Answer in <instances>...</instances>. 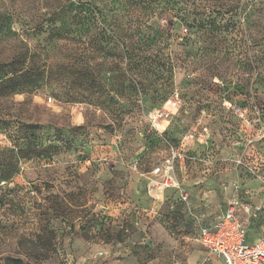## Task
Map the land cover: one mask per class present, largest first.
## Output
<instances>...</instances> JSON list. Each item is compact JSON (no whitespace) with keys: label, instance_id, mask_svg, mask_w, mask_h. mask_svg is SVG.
Listing matches in <instances>:
<instances>
[{"label":"rangeland","instance_id":"rangeland-1","mask_svg":"<svg viewBox=\"0 0 264 264\" xmlns=\"http://www.w3.org/2000/svg\"><path fill=\"white\" fill-rule=\"evenodd\" d=\"M73 1L0 0V66L36 81L0 84V260L213 264L198 228L235 199L264 242V0H197L195 35L178 0H84L107 35L55 21ZM173 152L181 189L162 191Z\"/></svg>","mask_w":264,"mask_h":264},{"label":"built area","instance_id":"built-area-1","mask_svg":"<svg viewBox=\"0 0 264 264\" xmlns=\"http://www.w3.org/2000/svg\"><path fill=\"white\" fill-rule=\"evenodd\" d=\"M176 157H180V155L173 152L171 157L151 170L153 177L156 180L158 178L156 184L162 191L181 189L175 177L174 161ZM179 198L181 201L187 202V194L181 192ZM238 210L251 219V217L257 216L259 208L250 207L236 199L231 200L214 225L198 228V242L206 250L209 260L210 257H213L223 260L225 264H264V242H247V232L237 215Z\"/></svg>","mask_w":264,"mask_h":264},{"label":"trees","instance_id":"trees-1","mask_svg":"<svg viewBox=\"0 0 264 264\" xmlns=\"http://www.w3.org/2000/svg\"><path fill=\"white\" fill-rule=\"evenodd\" d=\"M125 2H133L135 3L138 0H124ZM196 1L197 0H178L180 2V11H169L168 13L170 14L169 16L171 18H174L176 20H179L181 22V26L185 28L187 31V35H195L198 33L200 28L203 27H209L210 23L209 21L203 20L202 18L199 17L197 9H196ZM162 13H167V12H162ZM54 18L55 21L60 22L62 21V16H67L68 20L72 26L76 25H85L95 27L97 28L98 31H100L99 35H107L106 33L107 30L106 27L109 26L110 24L107 23V17H105L104 12L102 9L97 7L96 5H93L90 2L84 1V0H74L73 2H70V4L67 6V10L64 11L63 7L58 8L54 13ZM61 18V19H60ZM64 21V20H63ZM99 24H101L102 27L99 28ZM120 26H116V29L118 30ZM54 32L56 35L60 36V32H65L64 28L58 27V28H53ZM111 33H114V25H111L110 29ZM66 33V32H65ZM105 37V36H104ZM101 38L100 40L102 41V44H94V48L97 49L100 52H105L107 49V46L109 44L108 37L106 38ZM100 41V43H101ZM122 43V47L124 45V42ZM109 49V48H108ZM121 56L125 61H127L128 64L134 63L135 58L128 53L126 50L124 51ZM15 65V62H9L7 64L1 65L0 69H7L10 68L9 71L6 70L5 73H7L5 76L6 80H3V77L0 76V84H14L15 85L11 86V91H16L17 88H21L23 90H31L33 85L36 83L34 80V74L32 71L27 70V69H19ZM31 127V126H30ZM38 147V145H37ZM37 149V148H35ZM153 169V168H152ZM0 264H28L26 261H24L22 258H14V257H4V259L0 260Z\"/></svg>","mask_w":264,"mask_h":264},{"label":"crops","instance_id":"crops-1","mask_svg":"<svg viewBox=\"0 0 264 264\" xmlns=\"http://www.w3.org/2000/svg\"><path fill=\"white\" fill-rule=\"evenodd\" d=\"M229 202H227L226 206L224 207L223 211L220 213V215L214 219H208L206 221L203 222V227H211L212 225H214L221 217V215L224 213L227 205ZM237 215L239 216L240 221L243 223L244 228L247 232V242L248 243H252V242H257V241H261V239L257 238V237H253V234H251V230L249 229V219L247 217V215H245L242 211L238 210L237 211ZM258 217L260 216V212L257 214ZM246 216V217H245ZM245 217V219L243 220V218ZM251 220V219H250ZM205 255H207L206 250L203 251ZM210 261L213 262V264H225V262H223V260H219V259H215L213 257H210Z\"/></svg>","mask_w":264,"mask_h":264}]
</instances>
